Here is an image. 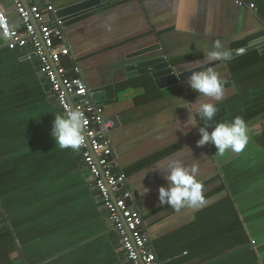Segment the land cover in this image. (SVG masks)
<instances>
[{
    "label": "crops",
    "instance_id": "0c3cea01",
    "mask_svg": "<svg viewBox=\"0 0 264 264\" xmlns=\"http://www.w3.org/2000/svg\"><path fill=\"white\" fill-rule=\"evenodd\" d=\"M52 1L59 9L84 0ZM1 2L18 27L13 4ZM108 2L67 17L64 33L73 56L63 57V64L69 71L78 66L89 88L104 89L97 102L128 186L142 203L152 249L164 264H264V111L246 121L243 151L219 155L211 144L197 147L200 124L188 130L183 122L189 113L181 106L219 101L188 84L161 88L150 73L132 68L166 54L186 71L216 41L228 52L247 47L264 36V0L243 6L235 0ZM224 67L217 69L223 82L232 77ZM236 91L224 89L223 100ZM55 115L64 114L38 58L24 48L9 49L0 35V226L16 238L11 258L24 264H132L98 205L79 150L55 146ZM174 160L197 166L205 197L200 209L176 211L159 203L158 189L167 181L153 169ZM144 187L149 191L141 195Z\"/></svg>",
    "mask_w": 264,
    "mask_h": 264
},
{
    "label": "built area",
    "instance_id": "2783aa9c",
    "mask_svg": "<svg viewBox=\"0 0 264 264\" xmlns=\"http://www.w3.org/2000/svg\"><path fill=\"white\" fill-rule=\"evenodd\" d=\"M20 21L10 24L0 0V35L9 49L24 48L28 57H37L63 114L79 109L84 116V142L79 149L89 170L88 181L97 192L100 209L119 234L121 248L132 264H164L152 249L142 212L138 209L127 174L121 169L109 136L110 124L103 107L94 99L78 66L69 71L63 57L73 53L64 33L66 19L58 15L52 0H9ZM238 6L246 0H235ZM253 9L255 4H249Z\"/></svg>",
    "mask_w": 264,
    "mask_h": 264
},
{
    "label": "clouds",
    "instance_id": "9594fccd",
    "mask_svg": "<svg viewBox=\"0 0 264 264\" xmlns=\"http://www.w3.org/2000/svg\"><path fill=\"white\" fill-rule=\"evenodd\" d=\"M229 58L230 53L222 50V45L216 41L213 50L207 53L205 59L196 62L198 70H192L187 77L188 86L201 97L213 101L223 100V81L211 65L217 61H227ZM181 106L189 113L187 120L183 122L188 130L199 125L197 116L204 122V126L199 125L200 138L196 141L197 147L211 144L219 155H224L228 150L239 153L245 149L249 137L246 122L242 117L236 116L231 122H220L212 127L210 122L218 112L214 103L195 99ZM83 127V113L79 109H72L65 115H55L50 135L54 139L55 146L60 149L78 151L84 142ZM153 170L160 172L167 181V186L161 185L158 189L161 205L166 204L176 211L183 208L195 211L204 205L203 184L197 178L198 168L195 164L187 166L180 160H174L164 168L155 167ZM148 191L149 189L144 187V191L140 194L144 195Z\"/></svg>",
    "mask_w": 264,
    "mask_h": 264
},
{
    "label": "trees",
    "instance_id": "16d2710c",
    "mask_svg": "<svg viewBox=\"0 0 264 264\" xmlns=\"http://www.w3.org/2000/svg\"><path fill=\"white\" fill-rule=\"evenodd\" d=\"M228 65L232 77L223 82L224 89L235 86L237 91L234 95L215 104L218 112L210 122L212 127L220 122H231L236 116L242 117L246 122L250 117L264 111V83H261L264 80V55L257 50H252L229 60ZM158 95L159 92H156L147 99L158 97ZM197 119L200 126H204V122L198 116ZM16 248L17 241L14 233L7 225H1L0 264H24L22 261L15 262L11 258V252Z\"/></svg>",
    "mask_w": 264,
    "mask_h": 264
},
{
    "label": "water",
    "instance_id": "95a60500",
    "mask_svg": "<svg viewBox=\"0 0 264 264\" xmlns=\"http://www.w3.org/2000/svg\"><path fill=\"white\" fill-rule=\"evenodd\" d=\"M108 3V0H84L79 3L59 8L58 15L60 17L68 19L67 17L71 18L73 16L83 14L90 10L101 8ZM252 49H258L262 53H264V36L250 42L247 47L230 51V58L227 61H217L214 62V64H212L211 66L214 68L215 71H217L218 67L224 65V68L227 69L228 75H230L231 72L228 65V61ZM183 66L184 65H173V63H171V61L169 60L168 56L164 54L156 58L138 62L137 64H135V66H132V68L137 69L134 74L150 73L153 78L156 79V82L158 83L159 87L163 88L164 86L181 85L182 83L184 86H186L187 77L191 74L192 70L197 69V66H194L193 68L186 71H181V67ZM102 91H104V89H95L96 93L94 95V99L96 101L102 99ZM136 204H138V202H136ZM141 204L139 203L137 206L140 211L142 210Z\"/></svg>",
    "mask_w": 264,
    "mask_h": 264
}]
</instances>
